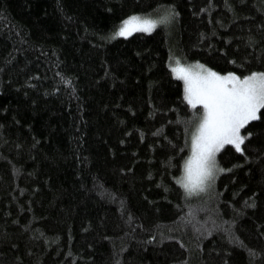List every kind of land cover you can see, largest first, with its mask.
<instances>
[{"label": "trees", "instance_id": "1", "mask_svg": "<svg viewBox=\"0 0 264 264\" xmlns=\"http://www.w3.org/2000/svg\"><path fill=\"white\" fill-rule=\"evenodd\" d=\"M158 4L179 13L167 29L108 38ZM213 4L0 0V264H264V120L250 122L253 159L229 145L217 154L231 171L217 177L215 211L236 221L242 246L176 220L172 176L188 151L175 155L164 136L183 144L184 125L169 121L193 110L178 99L170 50L221 72L264 69V0Z\"/></svg>", "mask_w": 264, "mask_h": 264}, {"label": "snow or ice", "instance_id": "2", "mask_svg": "<svg viewBox=\"0 0 264 264\" xmlns=\"http://www.w3.org/2000/svg\"><path fill=\"white\" fill-rule=\"evenodd\" d=\"M209 5L214 6L213 0H209ZM204 10L201 8L200 11ZM178 16L179 13L174 5L158 4L152 14L133 13L123 18L108 38L128 37L137 29L151 33L158 25L167 29ZM252 41L253 37L249 36L250 45ZM220 51L224 52V49H220ZM182 59L181 56L174 55L170 50L169 59L166 61L171 75L183 82L182 95L178 99L186 102V106L193 110L192 114L186 117H181L177 110L176 121H169V123L184 125L185 140L183 144L176 143L164 136L175 155L183 156L185 149L188 151V155L183 156V159L180 160L177 169L179 175L172 176L175 184L179 185L183 193L181 196L183 203L176 205L179 211L176 220L179 221L181 229L191 225L194 232L203 236H211L213 232H220L230 245L242 246L239 238L232 235V226L236 221L234 219L225 221L222 214L218 215L215 211L219 205L218 203L214 204L213 201L219 200L220 191L216 188L217 177L221 173L231 171L230 168H225L220 164L217 154L221 150H226L225 146L229 145L234 148L235 152L244 155V161L253 159L247 155L246 142L253 136L259 135V132L249 130L250 122L264 120V69H251L244 73L231 70L221 72L199 60L182 63ZM245 59L247 60L248 57ZM229 63L237 62L232 58ZM61 78L64 84L71 83L70 80ZM197 106H200L199 110H197ZM152 114L149 113V115ZM163 127L161 125L157 132H161ZM178 136L179 129L177 130ZM157 143L160 141L157 140ZM261 157H264V152H261L257 159ZM171 160L170 156L165 163L169 167L177 168L176 165L171 164ZM238 166L237 164L232 165L233 168ZM252 195L255 196V193ZM248 199V197L245 198V200ZM249 206L255 207V202ZM203 211H207L208 214L201 220L198 213ZM129 216H131L130 213ZM257 227L264 226L257 225ZM175 230V228L169 227V231ZM261 235L264 236V232ZM161 236H164L163 232H161ZM164 238L179 239V237L170 236ZM149 241H152L151 236ZM181 244L184 246L182 241ZM17 259L20 258L17 257ZM116 264H119L118 260ZM224 264H228L227 260Z\"/></svg>", "mask_w": 264, "mask_h": 264}, {"label": "rangeland", "instance_id": "3", "mask_svg": "<svg viewBox=\"0 0 264 264\" xmlns=\"http://www.w3.org/2000/svg\"><path fill=\"white\" fill-rule=\"evenodd\" d=\"M160 25H158L157 27H159ZM136 32H141V33H147V32H144L142 29H137L135 32H133V33H136ZM132 33V34H133ZM117 37H119V36H117ZM174 78H176V77H174ZM176 79H178V78H176ZM179 80V79H178ZM181 81V80H180ZM182 82V81H181ZM182 85H183V82H182Z\"/></svg>", "mask_w": 264, "mask_h": 264}, {"label": "bare ground", "instance_id": "4", "mask_svg": "<svg viewBox=\"0 0 264 264\" xmlns=\"http://www.w3.org/2000/svg\"><path fill=\"white\" fill-rule=\"evenodd\" d=\"M186 103V102H185Z\"/></svg>", "mask_w": 264, "mask_h": 264}]
</instances>
